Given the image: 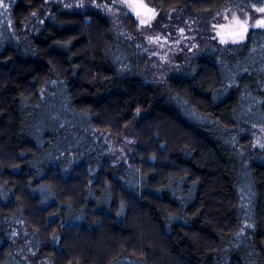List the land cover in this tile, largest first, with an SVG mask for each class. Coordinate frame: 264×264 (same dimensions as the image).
I'll list each match as a JSON object with an SVG mask.
<instances>
[{
    "label": "trees",
    "instance_id": "16d2710c",
    "mask_svg": "<svg viewBox=\"0 0 264 264\" xmlns=\"http://www.w3.org/2000/svg\"><path fill=\"white\" fill-rule=\"evenodd\" d=\"M115 1L0 6V264L18 214L53 264H264V147L235 134L264 123V27L159 84L93 5ZM148 1L214 11L264 0ZM140 112L139 158L110 163L96 134H120Z\"/></svg>",
    "mask_w": 264,
    "mask_h": 264
},
{
    "label": "rangeland",
    "instance_id": "374dc122",
    "mask_svg": "<svg viewBox=\"0 0 264 264\" xmlns=\"http://www.w3.org/2000/svg\"><path fill=\"white\" fill-rule=\"evenodd\" d=\"M143 2L155 8V16L147 25L140 24V19L147 18L137 16L135 11L122 0H116L110 5L95 3L93 5L109 18L115 35L134 42L135 46L145 54L148 61L147 68L152 69L150 70L152 80L159 84L165 81L169 73L183 69L205 48L243 41L245 35L229 37L220 34L239 28L236 19L247 21L251 27L259 18H264V13L255 11V8L264 7V1L261 6L244 8L227 5L214 11L203 9L197 11L188 4L161 8L153 6L148 0ZM142 115L143 112L137 113L120 134H113L107 129L98 131L96 137H99L98 140L105 146L104 158L106 157L110 163L125 165L139 158L137 147L141 140L137 136V125ZM242 133L250 136V148L264 147V123L250 124L248 128L239 126L235 134ZM175 147L176 145L172 144L169 149ZM70 167H66L65 171H69ZM18 215L12 221L5 220L7 230L2 233L10 242L13 252L8 264H53L48 255L39 251L41 248L36 233L31 230L24 218ZM145 233L149 234V232ZM140 259L124 256L117 263L143 264ZM161 262L175 264L171 258H165L164 261L162 259Z\"/></svg>",
    "mask_w": 264,
    "mask_h": 264
},
{
    "label": "snow or ice",
    "instance_id": "6c2138e0",
    "mask_svg": "<svg viewBox=\"0 0 264 264\" xmlns=\"http://www.w3.org/2000/svg\"><path fill=\"white\" fill-rule=\"evenodd\" d=\"M122 2L126 3L130 9L135 11L137 16L141 15V9L144 10L145 14L151 13V15L147 16V19H140L141 25L150 24V21L155 16V12L148 8L147 5L143 3V0H122ZM257 2H259V0H257ZM0 6L6 7V5L3 4V0H0ZM255 11L258 13H264V7L255 8ZM236 23L240 25L242 31H247V21L242 22L239 19H236ZM253 27H264V19L257 20Z\"/></svg>",
    "mask_w": 264,
    "mask_h": 264
},
{
    "label": "water",
    "instance_id": "95a60500",
    "mask_svg": "<svg viewBox=\"0 0 264 264\" xmlns=\"http://www.w3.org/2000/svg\"><path fill=\"white\" fill-rule=\"evenodd\" d=\"M144 4H146V3H144ZM146 5H147L148 8L152 9L155 12V8L154 7H152V6L148 5V4H146ZM140 11H141V16L142 17H146L147 18L148 15H151V13L145 14L143 9H141ZM259 19H264V18H259ZM248 30H249V24L247 23V31H242L241 27H239L237 29L228 30V31L222 32L220 34L222 36L236 37V36H239V35H245L248 32Z\"/></svg>",
    "mask_w": 264,
    "mask_h": 264
},
{
    "label": "flooded vegetation",
    "instance_id": "af4514ba",
    "mask_svg": "<svg viewBox=\"0 0 264 264\" xmlns=\"http://www.w3.org/2000/svg\"><path fill=\"white\" fill-rule=\"evenodd\" d=\"M255 24V23H254ZM252 27V26H251ZM251 27H249V29L251 28Z\"/></svg>",
    "mask_w": 264,
    "mask_h": 264
}]
</instances>
